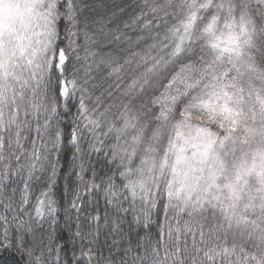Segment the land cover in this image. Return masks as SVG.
Returning <instances> with one entry per match:
<instances>
[{
  "label": "snow or ice",
  "instance_id": "1",
  "mask_svg": "<svg viewBox=\"0 0 264 264\" xmlns=\"http://www.w3.org/2000/svg\"><path fill=\"white\" fill-rule=\"evenodd\" d=\"M0 264H264V0H0Z\"/></svg>",
  "mask_w": 264,
  "mask_h": 264
}]
</instances>
